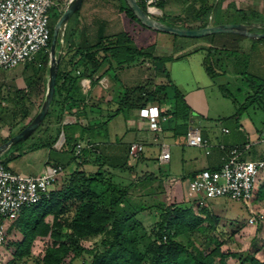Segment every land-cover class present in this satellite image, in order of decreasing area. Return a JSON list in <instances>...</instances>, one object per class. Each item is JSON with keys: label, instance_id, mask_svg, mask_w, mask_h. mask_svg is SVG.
Instances as JSON below:
<instances>
[{"label": "trees", "instance_id": "obj_1", "mask_svg": "<svg viewBox=\"0 0 264 264\" xmlns=\"http://www.w3.org/2000/svg\"><path fill=\"white\" fill-rule=\"evenodd\" d=\"M57 1L62 4L65 0ZM202 1L201 7L194 13V18L202 21L199 27L207 25L210 10L214 6H220V2L207 5L206 0ZM139 4L145 9L143 3L139 2ZM243 7L248 8L251 15H254L253 7L255 6ZM243 7L237 10L242 11ZM52 9L55 11L53 17ZM119 10L131 20L141 24L126 3L120 6ZM61 12L62 10L56 6L50 9L51 34L53 25ZM77 12L72 15L64 29L55 91L46 116L35 130L39 133L44 132L46 136L33 138L31 135L30 138L34 141L26 148L32 150L47 147L52 150L62 130L64 141L60 152L70 155L66 163H54L60 165L62 170L49 192L36 204L24 207L18 217L6 226V240L0 247L8 250L11 257L5 264H27L29 259L36 264H229L227 259L234 257L235 253L223 251L221 245L224 244L225 238L232 236L235 229H232L233 232L229 234L224 232L220 225V217L209 213L206 206H198V212H194L191 205L194 200L180 203H167L164 199L158 201L152 205L158 210V219L150 229H147L137 214L151 209L144 201L146 197L156 192L148 187L151 183L158 181L161 176L153 172L139 175L136 171L137 164L143 165L145 156L140 155L137 159H131L128 155L130 143L127 142L122 147L124 142L118 135H115V140L122 146H115L114 151L122 150L123 156L119 157V164L109 161L103 156L101 151L103 146L99 144L97 138L99 134L95 133L106 131L105 142H109V129L106 126L110 120L118 115L126 119L127 112L130 110H141L154 104L160 115L166 118L162 122V132L172 130L175 136L185 135L193 127L194 112L186 102L183 93L170 81L165 63L183 57L181 53L187 55L190 52L202 50L204 71L209 77L214 78L227 69L228 63L225 60H236L223 51L239 49L238 39H244L245 36L229 33L209 34L206 35L211 36V39L208 38L207 46L193 45L191 50L189 48L190 51L184 53L185 48L174 43L171 54L156 55L154 43L146 47H138L128 33L123 31L110 35L101 33L96 40L90 41L87 35L83 37V31L75 20ZM236 22H257L258 27L254 26L251 30L264 32L263 21L255 15L248 16L247 13H241ZM218 23L222 22L214 21V24ZM179 26L187 27L184 24ZM224 36H230L232 39H222ZM174 37L177 36L174 35ZM39 54L36 59L38 58L41 64L36 72L32 71V74L26 78V87L20 92L19 104L11 111L14 118L19 116L25 120L29 116L33 105L31 95L39 94L46 85L49 54L44 53L41 57ZM145 60H150L155 70L165 76L166 83L141 81L133 86L119 88L116 97L107 101L106 105L91 107L85 103V95L80 86L82 78H88L91 84L98 82L104 75L118 80L117 69L141 66ZM62 63L67 66L62 67ZM260 80L255 85L262 86L257 92L248 95L244 103L238 105L236 98L229 96L237 104L236 111L220 119L234 118L239 123L247 108L254 104L264 112V80ZM118 84V87L122 85ZM224 90L223 95L228 96ZM260 90L263 91L260 93ZM64 114L75 115L76 121L62 124L55 128L54 133L48 134L51 117L60 124ZM196 116L200 118V115L196 114ZM80 118H86L87 123L81 124ZM263 132L257 136L260 142ZM23 142L25 141L21 140L12 147ZM78 142L85 145L80 154H75V145ZM245 144L237 145L240 150H244L240 156L241 159H245V154L254 146L251 144L244 149ZM228 149L223 147V154ZM91 153L94 159L90 160ZM19 154L11 155L1 162L7 167L6 161ZM261 158H264V154L258 157V159ZM87 163L95 165L96 168L90 171L78 169V166ZM70 165L73 168L67 170ZM104 165L111 166L112 171L106 170ZM124 173L129 175V179ZM180 179L183 181L186 177H180ZM137 192L139 193L134 195ZM159 194L161 198H164L163 191ZM132 197L137 199L136 203L131 202ZM254 198L259 201L264 200V179L258 180ZM49 216L52 218L51 222L46 220ZM239 226L242 227L243 223ZM16 234H20L21 238L16 239ZM198 236L202 237L205 244H213L212 249L207 250L197 245L194 240ZM37 237L50 240L40 258L32 253V243ZM85 241L93 243L87 247L84 244ZM257 250L246 252L238 259V264H264V259L256 255Z\"/></svg>", "mask_w": 264, "mask_h": 264}, {"label": "rangeland", "instance_id": "obj_2", "mask_svg": "<svg viewBox=\"0 0 264 264\" xmlns=\"http://www.w3.org/2000/svg\"><path fill=\"white\" fill-rule=\"evenodd\" d=\"M67 2L68 0H65L62 3V10L65 8ZM188 2L189 0H172L169 11H165L168 12L167 15L159 16V12V15L157 14L158 17L156 18L167 24L181 22L183 16H186L187 14L191 13L190 8L192 7V3ZM244 2H251L254 3L255 6L257 5V7H253V9H255L254 15L260 18L264 23V0H244ZM241 10L242 11H238L236 4L231 3L230 7H227V9L225 10H222L220 6H214L210 11L213 18L212 20L219 22H236L237 20H239V15L241 13H247L248 16H254L251 15V13L248 11V8L243 7ZM54 13L55 11L52 9V17ZM254 23L256 24L255 27L257 28L258 23ZM140 26L142 25L140 24ZM134 36L135 35H132L131 37ZM152 36L153 33H151V35L146 39V41L152 40ZM168 36L167 41L160 47L165 48L164 45L168 46V44L171 43H178L180 44V46L185 48L183 50L184 53H187L191 50V47H189L191 45L207 46V44L209 43V39H211V36H204L199 38H191L184 36L174 37V35ZM139 38H141L142 40V37ZM243 38L244 39H242L238 46L239 49L223 51L232 55V57L236 60H225L226 63H228L227 69L224 70L222 74H219L214 78H211L206 74L204 69H202L203 66H198V63L201 64L204 57V52L202 50L190 52L187 55H183V53H181V56H183L181 57V61L179 59H175L165 63V68L168 71L170 81H172V83L175 84L177 89L183 93L187 103V95L189 92H191V90L199 88L203 91L205 96L204 104L209 110L208 114L210 118L216 115L228 116L231 113H234L236 111L237 104L240 105L244 103L245 98L248 95H251L253 92H257L262 86L255 84H258L261 81L260 79L264 80V38H252L248 36H245ZM136 39L138 38L136 37ZM145 46L146 44H144V47ZM39 56H44V53H40ZM37 59H34L31 62L18 64L17 66L8 69L0 68V85L4 86L1 91L5 90L7 88L6 86L9 85H25L26 79H24L25 77L22 78L21 73L27 74L30 71L36 72L39 69ZM61 66L64 67L65 64L62 63ZM155 69L156 68L151 64L150 60H145V63L138 68V78L140 77L142 82H147L151 80L153 83H166L167 79L165 78V76L162 73L156 71ZM45 77H47V75ZM250 81H254L255 83H252ZM100 83L102 85H107L106 87L111 84L110 81L108 82V80H106V78L100 79ZM80 84L88 85V83H84L82 82V80H80ZM223 89H225L224 92L228 93V96L223 95ZM262 91L263 90H260V93ZM229 96L236 98L237 104H235L232 99L229 98ZM33 107L34 106H31V109L34 111L36 108L34 109ZM247 109L249 110L250 108L248 107ZM250 110L248 111L249 113H251ZM127 115L128 116L126 117V119L118 115L108 122L106 127L109 129V142H105V137L107 136L106 131L102 130V133H95L96 135L99 134L97 138L99 144L103 146L101 150L103 156L106 157L109 161L112 160V162L114 161V163L117 164H119V157L122 158L123 156V151L118 150V152H114L115 146H122V144L116 142L115 135H118L119 138H121V141L124 142L122 147H124L125 144H127V142L133 138L134 130H131V128L138 130L139 126V110L132 109L127 112ZM261 115L259 116V118L261 117ZM11 119L12 118L9 116L8 120ZM13 119L15 120V122L20 121L19 116ZM254 120H256V118H254ZM24 121L22 123H24ZM85 123L87 122L85 121ZM129 126H131V128ZM192 126L200 127L201 125L200 123L195 121ZM19 127H21V125ZM16 130H18V127L17 129H15V131ZM29 139L31 138L23 140L25 141L23 142V144L26 142L29 143ZM172 141L173 140L170 137L159 138V144H155L152 147L148 146L145 149V164L141 166L140 163L137 164L136 171L139 175L153 172L161 176L158 181L151 183L148 187V189H153L156 192L153 193V195L146 197L144 201V203H146V205H148L151 209L137 214L138 218L141 220V222L147 229H150L151 226H153L155 224V221L158 219V210L152 206L158 201L164 199V201L167 203H180L181 201L190 202V200H197V197H193L188 193L187 179L181 182L180 177L168 174H176L180 172V158L183 155L186 156L187 153H191L192 151H198L199 148L185 144L184 141H186V134L183 136L180 135L177 140L180 143L171 146L170 150L172 153V158L170 163L168 162L164 164H159L157 161V156L159 153L160 144L166 142L171 145L173 143ZM67 154L68 156L70 155L69 153ZM2 156L0 158L1 161H3ZM89 158L90 160L94 159V155L91 153L89 155ZM244 158L249 159L252 158V156L245 155ZM121 163L122 159L120 160V164ZM72 168V165H70L67 170H70ZM95 168L96 166L91 165L90 163L78 166V169H85L87 171L94 170ZM104 168L108 171H112L111 166L104 165ZM125 175L128 176L127 178L129 179V175ZM263 179L264 172L260 176L259 181H262ZM160 191H163L164 198H161V195L159 194ZM138 193L139 192L134 193V195ZM136 200V198H133L131 202L136 203ZM205 204L209 210V213L211 212L212 215L217 214L220 217V225L224 229V232L229 234L233 232L232 229H235L232 236L225 238L224 244L221 245V249L223 251H231L235 253L234 257H230L227 259L229 264H238V259L240 257L244 256L246 252H254L256 249H258L257 252H255L256 255L260 259H264V200H256L254 196L248 199L247 201L236 200L228 197H214L205 199ZM191 205L194 212H198L197 203L194 201L191 202ZM249 218H253L252 223L249 222ZM46 220L48 222H51L52 218L49 216L46 218ZM242 223L243 226L240 227L239 225ZM204 224H206V222ZM237 224L239 225L237 226ZM10 238L14 239L13 236H10ZM15 238L20 239L21 235L16 234ZM49 241L50 240L48 238L37 237L32 243L33 255L40 258L43 255V250L45 246L50 243ZM194 241L197 245L204 247L207 250H210L213 247V244H205L201 236H198L197 238L195 237ZM92 243V241L84 242L85 246L87 247H90ZM10 257V252L4 249L3 247H0V264H5L6 261L10 259ZM27 264L36 263L33 260L29 259Z\"/></svg>", "mask_w": 264, "mask_h": 264}, {"label": "crops", "instance_id": "obj_3", "mask_svg": "<svg viewBox=\"0 0 264 264\" xmlns=\"http://www.w3.org/2000/svg\"><path fill=\"white\" fill-rule=\"evenodd\" d=\"M171 1L172 0L159 1V16L167 15L168 12L165 11H169L171 7ZM219 2L222 10L227 9L230 3H235L237 8H241L244 5L255 6L254 3H247L244 2V0H216V3ZM124 3V0H83L75 19L79 25V28L83 31V37L87 35L90 41H94L97 39V36L101 33H104L105 35H110L123 31L127 32L130 37L132 35H135L131 38L138 47H144V44L148 46L149 44L154 43V53L156 55L171 54L173 51L174 44L171 43L168 44V46L164 45L165 48H161L160 46L167 41L168 35H173L165 32L154 31L147 27L140 26V24H138L134 20H131L123 11L119 10V7L123 6ZM188 3H192V7L190 8L191 13L187 14L186 16H183L181 22H177L175 25L179 26L184 24L187 27H199L202 24V21L200 19L194 18V13L197 9L201 7L202 0H189ZM216 3L215 0H206L207 5H215ZM255 7H257V5ZM156 17L158 16H155V18ZM212 19V15L210 14V16L208 17L207 24H214V20ZM151 33H153V38L150 41L147 40V42L146 39L151 35ZM136 37L138 39H136ZM139 37H142V40ZM222 39L231 40L232 37L224 36L222 37ZM238 41L240 44L242 39H238ZM192 46L193 45L189 47ZM179 60L181 61L182 59L179 58ZM200 65L202 66V62L201 64L198 63L199 67H201ZM66 66L67 65L65 64L64 67ZM139 67L140 66H132L117 69L116 73L118 80H114L108 75L102 76L100 79L106 78L108 82L110 81L111 84L108 87H106L107 85H102L100 83V79L95 84H91L89 82L88 85H80L81 91L85 95V103L91 107H97L100 104L106 105L107 101H110L111 99H114L116 97L119 88H123V86H133L136 83L141 82V78H138ZM21 74L22 78L25 77L24 79H26L32 74V71L28 72L27 74ZM118 83L122 85L118 87ZM3 87V85H0V144L4 143L11 136L15 135L18 131L23 128L24 125H26V123H28L34 117V115L39 110L46 90V85H44V89L42 92L36 95H31L30 99L31 102H33L32 106H34L33 108L36 109L34 111L30 109V114L25 121L20 118V121L15 122L11 111H13L15 107L19 104V97H21L20 92H22V89L26 87V82L25 85L15 84L6 86L7 88L1 91ZM187 100L188 105L194 112V114L192 115V120H194L193 123L195 121L200 123L201 126L196 128L201 131L203 137L208 139L210 143L209 153L205 152V148L198 147V151H192L191 153H187L186 156L183 155L180 158V172L168 175L186 177L188 181L189 177H191L192 174L200 171L203 168L218 167L222 162L223 147L230 148L237 145H243L245 143H251L254 144V146L252 147L250 152L245 154L252 156V158L249 159H258L261 154H264V147L261 142L257 140L258 134H261L264 131V114L259 107H257L256 105L250 106L249 108L251 110H249L251 111V113H249V110L247 109L245 113L246 116H244L243 119L240 118L238 123L234 118L220 119L221 117H227L224 115H216L210 118L208 114L209 110L204 104V93L199 88L191 90V92H189L187 95ZM196 114L200 115V118L196 116ZM260 115L261 117L259 118ZM9 116L12 118L11 120H8ZM89 116H91V114ZM254 118H256V120H254ZM23 121L24 123H22ZM75 121L76 116L73 114H64L60 124L56 123L54 121V118L51 117V123L48 125V134L54 133L55 128H58L62 124L74 123ZM85 121L87 122L86 118L79 119V122L84 125ZM20 125L21 127H19ZM17 127L18 130L15 131ZM129 127L131 128V126ZM224 129H226L227 131H224ZM131 130H134V135L133 138L128 141V143L135 141L142 143L144 145V151L141 155H144L145 149L148 146L152 147L155 144H159V138L170 137L173 140V143L171 145L164 142L165 144L169 145L170 149L172 145H177L178 143H180L179 141H177L180 135L175 136L172 130H163V132H161L159 135H154L152 132L146 130L144 127V121L141 117L139 120L138 130H135L134 128H131ZM31 135H33V138L40 136L44 137V135L46 136L44 132L39 133V131H34ZM30 136L27 137L25 140L30 138ZM61 138H63L64 141L62 130L60 131L58 138L54 142L52 150L48 149L47 147H39L32 150H28L26 148L34 141V139H29V143H22L14 147H12L13 145L10 146L5 152H3V154L0 155V158L3 155L2 159L6 160L11 155H16L20 153L17 156L11 157L8 162L6 161V166L12 171L23 174H39L42 172L43 168L46 165L59 162L66 163V161L68 160V154L60 152L63 142L60 147L56 145L57 141ZM184 142L186 144V141ZM171 158L172 155L170 157L169 163L171 161ZM145 162L143 164H145Z\"/></svg>", "mask_w": 264, "mask_h": 264}, {"label": "built area", "instance_id": "obj_4", "mask_svg": "<svg viewBox=\"0 0 264 264\" xmlns=\"http://www.w3.org/2000/svg\"><path fill=\"white\" fill-rule=\"evenodd\" d=\"M137 1L144 4L152 17L160 12V0ZM54 6L62 10V4L57 0H0V68L8 69L31 62L41 52L49 54L50 9ZM81 80L89 83L86 78ZM139 115L146 130L154 135L162 132V122L166 118L160 115L156 105L150 104L139 110ZM62 142L63 138L56 145L60 147ZM186 144L205 148V152L209 153L210 143L196 127L186 132ZM261 144L264 147V132ZM250 145L246 143L244 149ZM83 146L82 142L76 143L75 154H80ZM143 151L142 143L135 141L129 144L128 155L131 159H137ZM243 151L237 146L229 148L218 168H203L188 179V193L197 197L194 200L197 206H205L207 198L228 197L247 201L254 196L259 177L264 172V158L241 159ZM170 157L169 145L160 144L158 163H168ZM61 170L60 165L49 164L41 173L29 175L12 171L0 161V245L6 240V226L18 217L24 207L36 204L49 192ZM249 222L252 223L253 218H249Z\"/></svg>", "mask_w": 264, "mask_h": 264}, {"label": "water", "instance_id": "obj_5", "mask_svg": "<svg viewBox=\"0 0 264 264\" xmlns=\"http://www.w3.org/2000/svg\"><path fill=\"white\" fill-rule=\"evenodd\" d=\"M82 1L83 0H68L65 8L62 10L60 16L53 25L47 63L46 90L42 103L34 117L20 131L11 136L4 143L0 144V155L3 154V152H5L10 146L29 137L46 116L55 91L56 76L63 48L64 29L72 15L79 10ZM124 1L132 10L139 23L154 31L191 38H199L216 33H229L244 35L252 38H264V32H254L251 30L252 27L256 25L255 23L222 22L218 24H207L201 27H181L167 24L150 16L147 11L140 6L137 0Z\"/></svg>", "mask_w": 264, "mask_h": 264}, {"label": "clouds", "instance_id": "obj_6", "mask_svg": "<svg viewBox=\"0 0 264 264\" xmlns=\"http://www.w3.org/2000/svg\"><path fill=\"white\" fill-rule=\"evenodd\" d=\"M155 18V17H154ZM206 206V205H205Z\"/></svg>", "mask_w": 264, "mask_h": 264}]
</instances>
